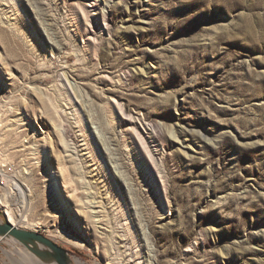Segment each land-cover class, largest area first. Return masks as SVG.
<instances>
[{
  "label": "rangeland",
  "instance_id": "obj_1",
  "mask_svg": "<svg viewBox=\"0 0 264 264\" xmlns=\"http://www.w3.org/2000/svg\"><path fill=\"white\" fill-rule=\"evenodd\" d=\"M2 195L88 264H264V0H0Z\"/></svg>",
  "mask_w": 264,
  "mask_h": 264
},
{
  "label": "water",
  "instance_id": "obj_2",
  "mask_svg": "<svg viewBox=\"0 0 264 264\" xmlns=\"http://www.w3.org/2000/svg\"><path fill=\"white\" fill-rule=\"evenodd\" d=\"M0 237L12 238L45 264H71L68 249L37 231L16 227L7 219L0 221Z\"/></svg>",
  "mask_w": 264,
  "mask_h": 264
},
{
  "label": "bare ground",
  "instance_id": "obj_3",
  "mask_svg": "<svg viewBox=\"0 0 264 264\" xmlns=\"http://www.w3.org/2000/svg\"><path fill=\"white\" fill-rule=\"evenodd\" d=\"M59 170H60V173H61L63 179H68L67 178L68 177V171H67L66 167L62 166L61 169H59ZM3 205L7 206V209L3 211L5 219H7L12 225L19 227V225H17L14 222L15 217H16L15 213L12 211V209L8 208L10 206L8 197H5L2 195V196H0V206H3ZM25 220H27L26 217L24 218L23 221H25ZM9 239L12 242H14L15 244L19 245L12 238L9 237ZM11 247H12V249L9 252V254L11 255V257H13L15 259V262H17L18 264H45V263L39 261L34 255H32L27 248H25L21 245H19V246L12 245ZM15 256H17L18 258ZM68 256H69V261L71 264H73V262L75 264H88V263H85L84 261H82L78 257L72 256L70 254H68ZM20 258H21V260H19ZM49 264H56V263L53 262V263H49Z\"/></svg>",
  "mask_w": 264,
  "mask_h": 264
}]
</instances>
